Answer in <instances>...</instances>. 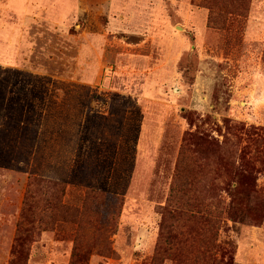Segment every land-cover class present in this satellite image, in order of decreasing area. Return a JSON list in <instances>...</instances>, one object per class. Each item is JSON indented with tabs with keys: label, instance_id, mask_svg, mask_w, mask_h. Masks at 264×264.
Listing matches in <instances>:
<instances>
[{
	"label": "rangeland",
	"instance_id": "obj_1",
	"mask_svg": "<svg viewBox=\"0 0 264 264\" xmlns=\"http://www.w3.org/2000/svg\"><path fill=\"white\" fill-rule=\"evenodd\" d=\"M5 110L48 119L27 144L3 125L0 264H264L223 164L264 211V0H0ZM30 178L65 210L15 246Z\"/></svg>",
	"mask_w": 264,
	"mask_h": 264
},
{
	"label": "trees",
	"instance_id": "obj_2",
	"mask_svg": "<svg viewBox=\"0 0 264 264\" xmlns=\"http://www.w3.org/2000/svg\"><path fill=\"white\" fill-rule=\"evenodd\" d=\"M223 164L231 178L235 179L234 183H236V187L227 189L230 197L228 210L230 217L234 222L243 225H261L264 218L263 201L255 197L250 189L251 184L248 179L243 180V184L241 183L232 160L231 151L228 150L224 156ZM63 193L64 186L61 183L30 178L17 224L15 246L19 240L31 236L34 223L35 226L37 224L40 226L62 217L61 215L65 210L61 205Z\"/></svg>",
	"mask_w": 264,
	"mask_h": 264
},
{
	"label": "crops",
	"instance_id": "obj_3",
	"mask_svg": "<svg viewBox=\"0 0 264 264\" xmlns=\"http://www.w3.org/2000/svg\"><path fill=\"white\" fill-rule=\"evenodd\" d=\"M32 112H33V110H5V114L4 113L0 114V141H1L2 137H3V135H4L5 128H6V131H7V127L3 128V125L5 124V122H8L7 120L14 121V126H11L12 128L9 129V131L12 130L14 132V134H12V133L8 134L7 133L8 134L7 137L9 139H13V140H17V141L21 140V139H24V143L27 144V140L29 141V138H30V133L27 132V130L31 131V128H32V126L34 124L38 127V129L40 131L43 132L44 127H46V124H44V120L48 119L46 117L47 116L46 111L45 110H36V115L38 116V114H39V117H40V122H38V123H33V121H32V117H33L32 116ZM52 125L54 126L55 124H52ZM55 127H56V131L58 132V133H56V142H54V139H53L52 145L51 144H47V145H51V146L55 147V149H54V151H52L50 153H48L46 151V153H47L46 155L47 156H45V157H50L51 155L52 156H51L50 159L40 158L39 161H43V162L44 161H48V162L50 161L53 164H57L59 162H63V160H64L63 153L59 154V147H60L59 130L60 129H59L58 125H55ZM22 131H23V133H20ZM25 144H23V142H22L21 145H24L25 149H24L23 152L22 151L21 152L25 153V154H23V156L25 155V157L29 155L28 159H17V161L21 162V163L25 162V164L27 162H29V164H32L35 161L33 159V156L35 155L34 154L35 151H33V149H32L33 146L29 145L28 147H26ZM54 144H56V145H54ZM51 146H50V149H51ZM59 156H61L62 158H59ZM2 162H4V161H3L2 156H0V163H2ZM29 167H31V165H29ZM32 176H41V175L32 174ZM26 177H28V175H26ZM42 177H44V176H42ZM19 205L21 206V203ZM19 210H20V207L18 208V212H19ZM17 217H18V213L16 215V219H17Z\"/></svg>",
	"mask_w": 264,
	"mask_h": 264
}]
</instances>
